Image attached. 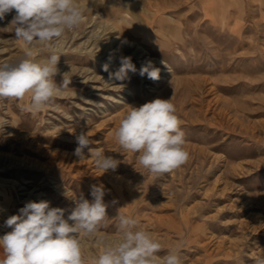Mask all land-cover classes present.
<instances>
[{
  "label": "rangeland",
  "instance_id": "rangeland-1",
  "mask_svg": "<svg viewBox=\"0 0 264 264\" xmlns=\"http://www.w3.org/2000/svg\"><path fill=\"white\" fill-rule=\"evenodd\" d=\"M78 2L85 15L77 28L51 49L32 46L37 60L60 57L54 80L65 75L68 87L37 115L26 111L30 96L0 98V236L28 201L46 200L67 218L76 200H91L102 185L110 206L98 237L117 240L118 214H126L161 242V257L180 246L183 264H255L264 255V0ZM14 15L0 21V64L24 54ZM125 39L116 55L130 56L137 71L110 81L119 59L103 66ZM147 60L160 69L158 80L139 75ZM156 98H171L189 153L163 175L114 138L129 106ZM82 130L91 148L120 161L114 172L74 155ZM82 245L92 264L103 245L84 237Z\"/></svg>",
  "mask_w": 264,
  "mask_h": 264
},
{
  "label": "clouds",
  "instance_id": "clouds-1",
  "mask_svg": "<svg viewBox=\"0 0 264 264\" xmlns=\"http://www.w3.org/2000/svg\"><path fill=\"white\" fill-rule=\"evenodd\" d=\"M13 10L15 15L10 24L15 26L14 35L21 42L24 54L16 62L0 64V98L23 100L30 96L26 111L37 115L68 87L71 80L63 75L62 83L57 84L54 77L59 74L60 57L53 51L46 59L37 60L32 46L42 44L53 48L66 31L74 30L83 22L85 10L78 0H0V21ZM128 43L122 40L121 46L108 55L104 71H108L109 63L117 58L121 64L117 72L109 74L110 81H123L129 71H137L130 56L116 55L120 47ZM139 75L155 81L160 78V69L147 60L141 65ZM114 138L123 149L137 154L138 164L151 174L169 173L189 159L186 135L171 98H156L138 107L129 106ZM76 140L78 146L74 155L78 159L91 155L103 173L118 168L119 160L91 148L85 131H80ZM105 195L102 185H94L92 199L80 197L76 200L67 218L65 209L51 207L46 200L28 201L18 215H11L5 221L11 231L0 236L4 254L0 264H85L82 237L97 238L103 245L92 264H183L180 246L159 256L161 242L139 228L135 217L126 214H118L117 240L109 242L98 237L101 228L107 226L110 205L105 202ZM255 264H264V255L257 257Z\"/></svg>",
  "mask_w": 264,
  "mask_h": 264
},
{
  "label": "bare ground",
  "instance_id": "bare-ground-1",
  "mask_svg": "<svg viewBox=\"0 0 264 264\" xmlns=\"http://www.w3.org/2000/svg\"><path fill=\"white\" fill-rule=\"evenodd\" d=\"M108 4H109V2H108ZM110 5H111V4H110ZM112 6H113V5H112ZM112 6H111V7H112ZM117 9H118V8H117ZM117 9H116V10H117ZM115 12H116V11H115ZM103 14H104V13H103ZM113 14H114V13H113ZM104 17L106 18L107 21H109V18H110L109 16H108L109 18H107L106 14H104ZM123 18H124V17H123ZM124 19H125V18H124ZM107 23H109V22H107ZM121 25H122V24L120 23V21H116V20H113L112 23H111V27H112L113 29H115V28H117V29L119 28V29H120V28H121ZM131 28H132V29H136V27H134V26L131 27ZM106 30H107V29H106ZM119 39H120V38H119ZM117 40H118V39H117ZM136 47H137V46H136ZM121 51H122V50H121Z\"/></svg>",
  "mask_w": 264,
  "mask_h": 264
}]
</instances>
